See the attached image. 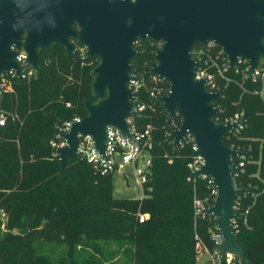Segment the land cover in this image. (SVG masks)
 Masks as SVG:
<instances>
[{
    "label": "trees",
    "instance_id": "16d2710c",
    "mask_svg": "<svg viewBox=\"0 0 264 264\" xmlns=\"http://www.w3.org/2000/svg\"><path fill=\"white\" fill-rule=\"evenodd\" d=\"M136 48L133 70L146 73L136 104L145 110L132 122L140 132L151 127L153 142L142 199L115 198L114 174L101 175L85 159L67 161L68 177L59 180L60 161L52 143L59 142L65 122L86 115L84 99L96 101L91 83L98 58H86L80 46L77 55L69 56L65 47L55 45L41 53L40 75L12 80L0 101V114L6 116L0 127V264H53L41 257L38 246L55 243L68 245L58 264H104L79 255V247L105 255L96 246L101 242L117 247L107 261L124 252L125 264H196L197 235L210 250L215 247L211 235L216 220L195 215V196L206 200L211 189L207 180L191 179L192 145L185 142L175 150L168 141L181 118L169 119L151 96L170 91L169 82H155L150 73L159 43L140 40ZM243 67L216 78L223 91L216 101L218 122L244 113L243 131L227 137L225 145L246 154L245 160L232 162H244L236 179L241 187L254 189L237 201L235 229L244 257L232 264H264V97L259 94L264 80H244ZM24 70L31 72L28 66ZM140 216H146L144 223ZM221 264H228L227 259Z\"/></svg>",
    "mask_w": 264,
    "mask_h": 264
},
{
    "label": "water",
    "instance_id": "95a60500",
    "mask_svg": "<svg viewBox=\"0 0 264 264\" xmlns=\"http://www.w3.org/2000/svg\"><path fill=\"white\" fill-rule=\"evenodd\" d=\"M146 39L162 43L150 72L170 84L169 93L158 101L169 119L181 118L168 141L176 150L191 135L197 146L194 156L204 160L191 179L212 178L217 189L213 207L204 210L216 219L223 237L214 251L220 257L243 258L234 225L237 201L254 189L238 184L240 168L232 161L246 154L225 145L238 124L218 122L216 101L223 91L212 92L206 79H197L199 63L192 50L214 42L231 68L247 60L251 74L257 72L264 62V0H0V76L14 71L21 77L19 51L31 71L40 75L41 53L55 45L65 47L69 56L83 47L86 58L99 60L91 83L96 101L83 100L86 115L63 135L67 146L57 150L60 181L68 177L67 161L83 160L79 136L92 137L103 155L108 128L133 138L129 121L140 111L129 84L139 58L136 45ZM212 261L206 254L196 264Z\"/></svg>",
    "mask_w": 264,
    "mask_h": 264
},
{
    "label": "built area",
    "instance_id": "2783aa9c",
    "mask_svg": "<svg viewBox=\"0 0 264 264\" xmlns=\"http://www.w3.org/2000/svg\"><path fill=\"white\" fill-rule=\"evenodd\" d=\"M159 46L161 49L162 43H159ZM192 55L193 58L196 60V62L199 63L197 69V79H206L208 83L207 86L210 91L212 92L221 91L220 86L216 81V78L217 77L225 78L226 72L229 69H231L229 62L224 55L223 50L214 42H209L205 45L202 44L196 45L192 50ZM16 60L20 64L23 70V73L20 78H25L26 76H29L30 73L34 74V72L32 71L29 72L28 74L25 73L24 69L27 65L25 63V54L23 51L18 52ZM240 65L244 66L242 68V75L244 80L252 79L254 82L258 81L259 79L262 81L264 80V62L261 68L254 74H251L250 66L247 60H240L236 68H238ZM15 78L19 79L16 77L14 71H9L8 73L2 74L0 76L1 98H3L5 92L10 91L12 80ZM153 80L157 82L160 79L154 75ZM145 85H146V73H139V72L137 73L136 71L133 70L132 80L129 84V89L137 95L136 98L134 99V103L138 107L140 113L144 112L145 106H138L136 104V99L138 97V93L145 87ZM259 94L262 97H264V89L261 92H259ZM161 95H162L161 93H155V92L151 94V96L157 100L159 97H162ZM67 107H71V104H67ZM81 119H82L81 117L77 116L74 119L65 122L64 125L60 128L57 134V138L59 142L52 143V147L55 149L56 156L58 149L67 146V141L63 138V135L71 130L72 124L74 122H80ZM5 122H6V116L4 114H0V127H3L5 125ZM129 122L131 124V133L133 135L132 139L124 136L117 129L108 128L105 155L101 154L96 149L95 141L90 136H79L78 153L81 155L82 159L87 160V162L91 164L103 176L115 174L116 172L125 175L128 173L127 171L128 166H132L134 168L136 177L141 182L143 189V185L147 183L148 174L150 172V168L152 165V158H151V150L153 148V142L151 137L152 128L149 127L145 132H140L134 126L132 122V118L130 119ZM223 122L227 124H235V123L238 124V126L233 130L231 135H229L228 137L231 136L239 137L246 124V121L244 119V113H236L233 117H230L229 119ZM174 126H175V130H178L181 124L179 126L175 124ZM185 142L192 145L193 160L188 164V168L191 171V176H192L195 172L201 169V167L204 165V160L201 157L194 156V152L197 151V146L194 143V138L191 135H187L185 137L183 143ZM231 148L236 149L235 147H231ZM241 159L245 160L246 156ZM236 167H239L241 170L244 167V162L242 161V163H240L239 166ZM202 179L207 180L209 189H211V194L210 197L206 200L198 199L195 196L194 210L196 217L207 216L204 214V210L213 207L217 198V189L214 187L213 179L209 177H202ZM145 219L146 216H140L139 219L140 223H144ZM211 237L215 243V247L222 243L223 237L221 232L217 229V227L212 231ZM196 240L198 241V252L201 253L203 251L205 252L211 251L203 243V241L200 239L198 235L196 236ZM212 257H213V261L210 264H221V261L224 258L227 259L228 264H232L233 260L235 259V257L232 255H226L221 260L218 253H216L215 256Z\"/></svg>",
    "mask_w": 264,
    "mask_h": 264
},
{
    "label": "rangeland",
    "instance_id": "374dc122",
    "mask_svg": "<svg viewBox=\"0 0 264 264\" xmlns=\"http://www.w3.org/2000/svg\"><path fill=\"white\" fill-rule=\"evenodd\" d=\"M127 171L128 173L125 175L120 174L119 172H116L114 174L113 177L114 197L117 199H131V200L142 199L144 197L142 185L140 180L135 175L134 168L132 166H128ZM96 246H98L101 250H103L105 255L100 256L96 253L95 250L86 247L85 248L79 247V252H80L79 255L84 258L93 257L95 260L103 261L104 264H125L128 261L126 258V254L124 252H120L118 255H114V259L107 261V258L109 259L112 258L113 254L116 253L117 247L114 244L101 242V243H96ZM35 248H37V246H35ZM38 248L41 257L45 260H49L53 264L60 263L68 251V245L63 243L49 244L43 247L38 246ZM216 253L218 252L214 251V249H212L209 252H205V251L201 253L198 252L197 261L200 260L206 254L215 256ZM224 257H220V259L222 260ZM233 261L240 263L241 257H235Z\"/></svg>",
    "mask_w": 264,
    "mask_h": 264
},
{
    "label": "crops",
    "instance_id": "0c3cea01",
    "mask_svg": "<svg viewBox=\"0 0 264 264\" xmlns=\"http://www.w3.org/2000/svg\"><path fill=\"white\" fill-rule=\"evenodd\" d=\"M123 172V171H122Z\"/></svg>",
    "mask_w": 264,
    "mask_h": 264
}]
</instances>
